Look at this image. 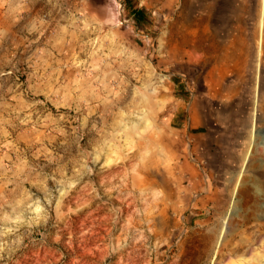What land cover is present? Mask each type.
Instances as JSON below:
<instances>
[{
	"label": "rangeland",
	"instance_id": "rangeland-1",
	"mask_svg": "<svg viewBox=\"0 0 264 264\" xmlns=\"http://www.w3.org/2000/svg\"><path fill=\"white\" fill-rule=\"evenodd\" d=\"M213 1L0 0V264H264V0Z\"/></svg>",
	"mask_w": 264,
	"mask_h": 264
},
{
	"label": "bare ground",
	"instance_id": "bare-ground-1",
	"mask_svg": "<svg viewBox=\"0 0 264 264\" xmlns=\"http://www.w3.org/2000/svg\"><path fill=\"white\" fill-rule=\"evenodd\" d=\"M186 1H187V0H186ZM212 1H213V0H212ZM222 1H223V0H222ZM205 2H206V1H205ZM213 2H214V1H213ZM201 3H203V2H201ZM201 3H200V4H201ZM196 4H197V3H196ZM204 6H205V5H204ZM189 9H190V8H189ZM189 9H188V10H189ZM239 9H240V8H239ZM189 11H190V10H189ZM185 12H186V11H185ZM183 17H185V16H183ZM195 23H196V22H195ZM220 46H221L220 44H216V45H214V50H216L217 52L220 51ZM219 55H220V53H219ZM218 58H220V56H219ZM225 229H227V228L224 227V228H223V231H226Z\"/></svg>",
	"mask_w": 264,
	"mask_h": 264
}]
</instances>
